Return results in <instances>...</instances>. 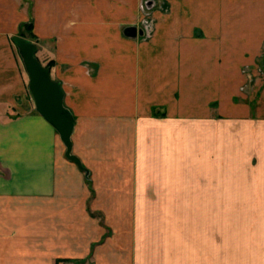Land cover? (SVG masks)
<instances>
[{
  "label": "crops",
  "instance_id": "obj_1",
  "mask_svg": "<svg viewBox=\"0 0 264 264\" xmlns=\"http://www.w3.org/2000/svg\"><path fill=\"white\" fill-rule=\"evenodd\" d=\"M146 1L0 0V46L32 24L89 171L3 58L0 103L17 116L0 121V264H125L106 211L174 192L169 154L186 143L190 184L204 178L205 209L228 217V257L264 264V0Z\"/></svg>",
  "mask_w": 264,
  "mask_h": 264
},
{
  "label": "rangeland",
  "instance_id": "obj_2",
  "mask_svg": "<svg viewBox=\"0 0 264 264\" xmlns=\"http://www.w3.org/2000/svg\"><path fill=\"white\" fill-rule=\"evenodd\" d=\"M6 42L8 48L0 46V64L6 63L3 58L13 60L17 83L24 88L29 105L34 107L21 58L9 37ZM36 57L45 66L42 58L37 54ZM2 105L0 103V121L17 116ZM160 114L155 112L154 116ZM169 155L180 159L181 176L177 184L171 186L174 192L164 194L159 201L151 200L149 195L147 209L143 202L135 200L133 208L118 209L115 213L107 210L106 219V214L98 211L103 220L111 223L110 230L117 233L118 250L122 252H118V256L125 259V264H235L224 250L228 246L225 242L229 237L228 217L220 210L205 209L204 178L198 176L196 182L193 180L190 184L187 143L181 147L172 146ZM196 158L198 166L204 163L203 150L198 148ZM194 186L197 192H189Z\"/></svg>",
  "mask_w": 264,
  "mask_h": 264
},
{
  "label": "water",
  "instance_id": "obj_3",
  "mask_svg": "<svg viewBox=\"0 0 264 264\" xmlns=\"http://www.w3.org/2000/svg\"><path fill=\"white\" fill-rule=\"evenodd\" d=\"M153 5L152 0L145 2V6L148 9ZM126 30L128 35L135 36V27H128ZM10 40L16 47L27 74V86L36 112L57 132L64 146V157L75 164L88 178V169L72 153L71 135L74 127V117L64 105V91L60 83L52 80L49 67L43 66L38 61L36 57L37 47L31 40L20 35H12Z\"/></svg>",
  "mask_w": 264,
  "mask_h": 264
},
{
  "label": "trees",
  "instance_id": "obj_4",
  "mask_svg": "<svg viewBox=\"0 0 264 264\" xmlns=\"http://www.w3.org/2000/svg\"><path fill=\"white\" fill-rule=\"evenodd\" d=\"M20 36L22 37H28L30 39L34 38L35 35L32 33V24L31 23H26L22 25L21 31H20ZM51 65V62H48L45 66L49 67ZM153 115H155V111L153 112ZM86 182L89 184V179L86 178ZM59 262V260H58Z\"/></svg>",
  "mask_w": 264,
  "mask_h": 264
},
{
  "label": "built area",
  "instance_id": "obj_5",
  "mask_svg": "<svg viewBox=\"0 0 264 264\" xmlns=\"http://www.w3.org/2000/svg\"><path fill=\"white\" fill-rule=\"evenodd\" d=\"M248 70H250V69H248V67H245V68L243 69V72H244L245 74H247V77H250V74H249ZM257 70L260 71V68H257Z\"/></svg>",
  "mask_w": 264,
  "mask_h": 264
}]
</instances>
